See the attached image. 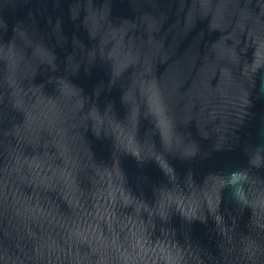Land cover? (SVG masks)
Masks as SVG:
<instances>
[{
  "label": "water",
  "instance_id": "95a60500",
  "mask_svg": "<svg viewBox=\"0 0 264 264\" xmlns=\"http://www.w3.org/2000/svg\"><path fill=\"white\" fill-rule=\"evenodd\" d=\"M0 264H264V0H0Z\"/></svg>",
  "mask_w": 264,
  "mask_h": 264
}]
</instances>
